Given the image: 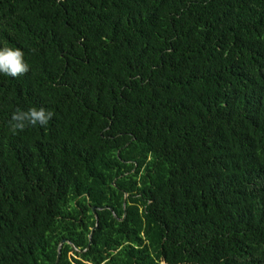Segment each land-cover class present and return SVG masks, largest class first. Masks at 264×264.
Listing matches in <instances>:
<instances>
[{
    "label": "trees",
    "instance_id": "16d2710c",
    "mask_svg": "<svg viewBox=\"0 0 264 264\" xmlns=\"http://www.w3.org/2000/svg\"><path fill=\"white\" fill-rule=\"evenodd\" d=\"M4 47L0 264H264V0H0Z\"/></svg>",
    "mask_w": 264,
    "mask_h": 264
},
{
    "label": "clouds",
    "instance_id": "9594fccd",
    "mask_svg": "<svg viewBox=\"0 0 264 264\" xmlns=\"http://www.w3.org/2000/svg\"><path fill=\"white\" fill-rule=\"evenodd\" d=\"M29 70V65L24 59V53L20 49L9 47L0 49V73L16 78L28 73ZM53 116L52 111L43 107H31L26 111L17 108L9 121V128L15 135L30 127H46Z\"/></svg>",
    "mask_w": 264,
    "mask_h": 264
},
{
    "label": "water",
    "instance_id": "95a60500",
    "mask_svg": "<svg viewBox=\"0 0 264 264\" xmlns=\"http://www.w3.org/2000/svg\"><path fill=\"white\" fill-rule=\"evenodd\" d=\"M123 205H125V200H124ZM96 211H97L96 208L93 207V213L96 215L97 223L95 224V227L92 228V230H91V232H90V234H89V236H88V239H89L88 245H90V243H91V236H92V233H93L94 230L97 228V224H99L98 217H97V214H96L97 212H96ZM64 241H67V240H66V239H65V240L63 239V240L61 241V243L64 242ZM61 243H60V244H61ZM60 244L58 245V250H57V262H58V258H59V256H60Z\"/></svg>",
    "mask_w": 264,
    "mask_h": 264
}]
</instances>
